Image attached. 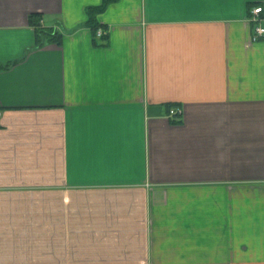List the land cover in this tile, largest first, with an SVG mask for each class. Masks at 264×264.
Returning a JSON list of instances; mask_svg holds the SVG:
<instances>
[{
    "label": "crops",
    "instance_id": "crops-1",
    "mask_svg": "<svg viewBox=\"0 0 264 264\" xmlns=\"http://www.w3.org/2000/svg\"><path fill=\"white\" fill-rule=\"evenodd\" d=\"M105 2L0 0V264H264V0Z\"/></svg>",
    "mask_w": 264,
    "mask_h": 264
},
{
    "label": "trees",
    "instance_id": "trees-1",
    "mask_svg": "<svg viewBox=\"0 0 264 264\" xmlns=\"http://www.w3.org/2000/svg\"><path fill=\"white\" fill-rule=\"evenodd\" d=\"M111 1L113 0H106V2L104 3V5L100 6V7H89L87 9V14H88V21L86 23V26L88 28H90V30L92 31L93 35L96 38L102 39V40H106L107 39V35H104L102 37H98V30L100 29V25L98 24L97 21V16L99 13H101L107 4H109ZM40 15L38 14H32L30 15V23L34 26H36V33H37V39H36V44L37 47H42L47 43H55L58 45L62 44V39L63 36L60 32H58L57 30H55L54 28H47V27H40L39 23H40ZM96 41V40H95ZM104 46V44H103Z\"/></svg>",
    "mask_w": 264,
    "mask_h": 264
},
{
    "label": "built area",
    "instance_id": "built-area-1",
    "mask_svg": "<svg viewBox=\"0 0 264 264\" xmlns=\"http://www.w3.org/2000/svg\"><path fill=\"white\" fill-rule=\"evenodd\" d=\"M262 12H263V7L254 8L253 17H254L255 22L259 21L260 14ZM97 34H98V37H102V36L106 35V32L102 29H99ZM262 38H264V27H262L260 25H256L255 30H254V35H253V41L254 42L259 41ZM170 114L172 116L181 115L182 111L180 109L179 110L172 109V110H170ZM1 115H2V112L0 111V117H1Z\"/></svg>",
    "mask_w": 264,
    "mask_h": 264
}]
</instances>
